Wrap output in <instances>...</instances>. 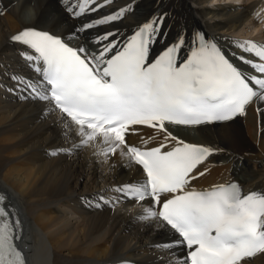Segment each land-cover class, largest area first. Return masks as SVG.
I'll use <instances>...</instances> for the list:
<instances>
[{"label": "bare ground", "instance_id": "6f19581e", "mask_svg": "<svg viewBox=\"0 0 264 264\" xmlns=\"http://www.w3.org/2000/svg\"><path fill=\"white\" fill-rule=\"evenodd\" d=\"M74 1L0 0V191L7 196L8 210L20 220L17 243L31 264H106L126 259L136 264H177L175 257L186 256L188 249L181 245L163 250L155 245L179 238L157 220L138 219L152 200L124 199L114 191L142 181L140 166L130 164L119 150L108 157L97 155L99 139L71 153L60 151L78 143L80 137L75 130L66 136L62 114L11 78L21 74L35 79L37 75L22 56L26 48L12 37L37 27L95 51L98 36L111 31L116 36L110 39L119 48L138 25L164 15L151 58L183 36L180 53L186 59L197 46V32L205 31L251 77L259 74L240 57L254 62L259 58L238 47L239 37L264 46V32L259 31L264 24V0H112L80 17L67 10ZM124 7L132 11L121 20L77 31L81 24L94 23ZM165 127L185 143L217 149L198 166L189 188L211 189L238 180L242 194L264 193V101L254 100L244 115L228 122ZM165 135L148 126H133L125 138L132 146L166 144L167 150L176 142ZM53 151L58 154L52 155ZM200 172L204 174L197 175ZM241 264H264V253Z\"/></svg>", "mask_w": 264, "mask_h": 264}, {"label": "snow or ice", "instance_id": "6c2138e0", "mask_svg": "<svg viewBox=\"0 0 264 264\" xmlns=\"http://www.w3.org/2000/svg\"><path fill=\"white\" fill-rule=\"evenodd\" d=\"M110 3L81 0L75 9L69 4L67 10L80 17ZM130 11L131 7L120 8L94 23L81 24L77 31L121 20ZM163 21L164 15H159L138 25L118 51V42L110 39L116 33L111 31L98 36V49L89 51L84 45L70 46L47 31L22 30L12 39L26 46L22 56L37 75L35 79L21 74L11 78L23 91L62 114L66 136L76 131L79 142L60 151L71 153L99 139L97 155L108 157L119 150L130 164L142 168V181L114 191L124 199H151L152 205L138 219L157 220L178 234L179 239L155 247H186V256L175 257L177 264H241L264 253V193L242 194L236 183L204 191L189 188L198 166L217 149L178 140L165 124L230 121L244 115L254 100L264 101V46L251 41L238 44L259 58L254 62L240 57L259 74L251 77L202 33L196 34L197 46L186 60L178 59L185 44L183 36L150 60ZM135 125L157 129L176 143L167 151L162 150L166 144L153 148L129 145L125 137ZM100 200L104 201L102 195ZM6 201L0 194V264H26L17 245L20 220L10 216Z\"/></svg>", "mask_w": 264, "mask_h": 264}, {"label": "rangeland", "instance_id": "374dc122", "mask_svg": "<svg viewBox=\"0 0 264 264\" xmlns=\"http://www.w3.org/2000/svg\"><path fill=\"white\" fill-rule=\"evenodd\" d=\"M242 38V42H244L245 40H243V37H239V39Z\"/></svg>", "mask_w": 264, "mask_h": 264}]
</instances>
